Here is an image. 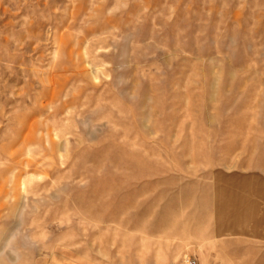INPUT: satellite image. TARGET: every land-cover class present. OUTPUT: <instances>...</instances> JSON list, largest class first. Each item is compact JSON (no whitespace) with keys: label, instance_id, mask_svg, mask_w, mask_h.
I'll use <instances>...</instances> for the list:
<instances>
[{"label":"rangeland","instance_id":"1","mask_svg":"<svg viewBox=\"0 0 264 264\" xmlns=\"http://www.w3.org/2000/svg\"><path fill=\"white\" fill-rule=\"evenodd\" d=\"M264 264V0H0V264Z\"/></svg>","mask_w":264,"mask_h":264},{"label":"built area","instance_id":"2","mask_svg":"<svg viewBox=\"0 0 264 264\" xmlns=\"http://www.w3.org/2000/svg\"><path fill=\"white\" fill-rule=\"evenodd\" d=\"M189 264H195V262L194 261H191Z\"/></svg>","mask_w":264,"mask_h":264}]
</instances>
